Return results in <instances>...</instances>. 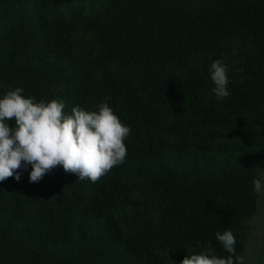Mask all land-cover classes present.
Masks as SVG:
<instances>
[{
  "label": "trees",
  "instance_id": "16d2710c",
  "mask_svg": "<svg viewBox=\"0 0 264 264\" xmlns=\"http://www.w3.org/2000/svg\"><path fill=\"white\" fill-rule=\"evenodd\" d=\"M16 87L67 113L107 102L136 144L97 183L62 167L30 183V166L0 182V264L227 258L226 229L242 255L264 168V0H0V98Z\"/></svg>",
  "mask_w": 264,
  "mask_h": 264
},
{
  "label": "clouds",
  "instance_id": "9594fccd",
  "mask_svg": "<svg viewBox=\"0 0 264 264\" xmlns=\"http://www.w3.org/2000/svg\"><path fill=\"white\" fill-rule=\"evenodd\" d=\"M228 71L221 59L210 65L217 99L230 95ZM23 92V88L16 87L0 98V182L11 177L19 182L21 170L30 166V183H38L57 167L74 174L80 182L97 183L113 167L125 162V141L131 128L107 102L99 103L97 110L75 106L67 113L62 100L37 102ZM253 185L254 191L261 193L264 178H254ZM215 237L229 254L227 258L214 254L209 247L198 254H188L181 264H244V256L236 253L237 240L231 230L218 231Z\"/></svg>",
  "mask_w": 264,
  "mask_h": 264
},
{
  "label": "rangeland",
  "instance_id": "374dc122",
  "mask_svg": "<svg viewBox=\"0 0 264 264\" xmlns=\"http://www.w3.org/2000/svg\"><path fill=\"white\" fill-rule=\"evenodd\" d=\"M85 80L86 83L94 81L88 77ZM126 142L127 149L136 144L130 137L127 138ZM258 174L260 178H264V168H260ZM132 182L138 183L137 180H129L124 182L123 186L129 188ZM118 223L123 228L127 227V224L121 219H118ZM248 223L250 228L247 232L245 249L242 253L244 264H264V191L259 193L256 214Z\"/></svg>",
  "mask_w": 264,
  "mask_h": 264
}]
</instances>
